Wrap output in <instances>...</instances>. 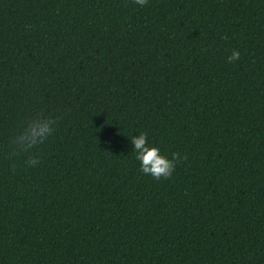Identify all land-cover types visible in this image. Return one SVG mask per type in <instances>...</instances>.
Returning a JSON list of instances; mask_svg holds the SVG:
<instances>
[{"label": "trees", "instance_id": "obj_1", "mask_svg": "<svg viewBox=\"0 0 264 264\" xmlns=\"http://www.w3.org/2000/svg\"><path fill=\"white\" fill-rule=\"evenodd\" d=\"M0 264H264V0H0Z\"/></svg>", "mask_w": 264, "mask_h": 264}, {"label": "clouds", "instance_id": "obj_2", "mask_svg": "<svg viewBox=\"0 0 264 264\" xmlns=\"http://www.w3.org/2000/svg\"><path fill=\"white\" fill-rule=\"evenodd\" d=\"M140 7L147 5L148 0H132ZM240 57L238 51H233L229 56L228 62L234 63ZM60 116H38L29 121L22 129L20 136L16 139L14 148L18 154L26 155L25 163L28 167H36L41 163L42 154L39 152L41 145H44L56 130ZM133 151L136 153V159L140 162V171L145 175H150L154 180H167L171 177L176 167V162L187 160V156H181L180 153H172V158L160 154V149L150 147L146 133L131 138Z\"/></svg>", "mask_w": 264, "mask_h": 264}]
</instances>
